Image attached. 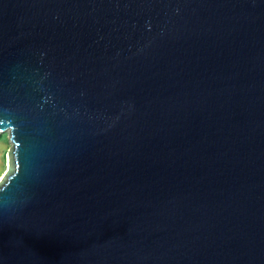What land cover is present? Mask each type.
<instances>
[{
	"label": "water",
	"instance_id": "obj_1",
	"mask_svg": "<svg viewBox=\"0 0 264 264\" xmlns=\"http://www.w3.org/2000/svg\"><path fill=\"white\" fill-rule=\"evenodd\" d=\"M0 264H264V0H0Z\"/></svg>",
	"mask_w": 264,
	"mask_h": 264
},
{
	"label": "rangeland",
	"instance_id": "obj_2",
	"mask_svg": "<svg viewBox=\"0 0 264 264\" xmlns=\"http://www.w3.org/2000/svg\"><path fill=\"white\" fill-rule=\"evenodd\" d=\"M13 142L10 138V130H5L0 133V178L7 169V153L11 149Z\"/></svg>",
	"mask_w": 264,
	"mask_h": 264
}]
</instances>
